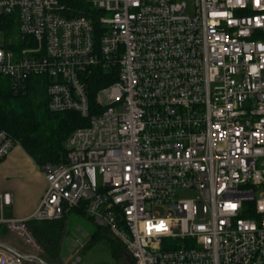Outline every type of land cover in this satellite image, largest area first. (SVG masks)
Returning <instances> with one entry per match:
<instances>
[{
	"label": "built area",
	"instance_id": "2783aa9c",
	"mask_svg": "<svg viewBox=\"0 0 264 264\" xmlns=\"http://www.w3.org/2000/svg\"><path fill=\"white\" fill-rule=\"evenodd\" d=\"M90 1L69 17L60 0H0L19 20L0 74L17 91L41 77L51 111L88 119L41 168L32 215L5 217L0 194V224L32 247L0 264H43L28 222L76 210L134 264H264V0ZM18 145L0 130V161Z\"/></svg>",
	"mask_w": 264,
	"mask_h": 264
},
{
	"label": "trees",
	"instance_id": "16d2710c",
	"mask_svg": "<svg viewBox=\"0 0 264 264\" xmlns=\"http://www.w3.org/2000/svg\"><path fill=\"white\" fill-rule=\"evenodd\" d=\"M60 1L66 5L65 15L69 17L96 12L90 0ZM18 23L17 14H1L0 41L2 38L8 40L12 36L16 37L19 34ZM116 79L107 77L97 81L92 85L91 99L93 100L96 90ZM45 86L41 77H32L17 91L11 79L0 74V130H5L18 141L19 146L25 149L40 168L48 163L65 162L66 139L73 130L88 124V119L79 113L51 111ZM94 109L93 107L92 113ZM76 212L89 218L84 210H76ZM68 226V214L58 219L28 222L29 229L44 251L41 258L47 264H62L60 249L64 238L67 237ZM8 236L9 230L0 224V242L10 245ZM100 239L106 240L117 264H134L121 241L106 228L98 225L91 234L89 245Z\"/></svg>",
	"mask_w": 264,
	"mask_h": 264
},
{
	"label": "crops",
	"instance_id": "0c3cea01",
	"mask_svg": "<svg viewBox=\"0 0 264 264\" xmlns=\"http://www.w3.org/2000/svg\"><path fill=\"white\" fill-rule=\"evenodd\" d=\"M46 187L47 180L42 169L21 145L14 147L11 153L0 161V194L7 191L12 195V204L3 212L5 217L22 219L32 215L45 194ZM73 214L78 215L76 211L70 212L68 219ZM8 238V243L16 248L12 237Z\"/></svg>",
	"mask_w": 264,
	"mask_h": 264
},
{
	"label": "rangeland",
	"instance_id": "374dc122",
	"mask_svg": "<svg viewBox=\"0 0 264 264\" xmlns=\"http://www.w3.org/2000/svg\"><path fill=\"white\" fill-rule=\"evenodd\" d=\"M68 221L69 232L60 249L62 264H73L78 257L80 261L77 264H117L106 240L100 239L89 245L91 234L98 228V224L82 214H73ZM9 236L19 251L32 252V247L15 233L9 231ZM77 239L80 240L78 244L75 243Z\"/></svg>",
	"mask_w": 264,
	"mask_h": 264
},
{
	"label": "water",
	"instance_id": "95a60500",
	"mask_svg": "<svg viewBox=\"0 0 264 264\" xmlns=\"http://www.w3.org/2000/svg\"><path fill=\"white\" fill-rule=\"evenodd\" d=\"M0 248L4 249L5 251H9L12 252L13 254H15L16 256H18L21 259H25L28 260L29 259V255L26 252H20L18 251L16 248H14L11 245H6L0 242ZM41 262L43 264H47L44 260L41 259Z\"/></svg>",
	"mask_w": 264,
	"mask_h": 264
},
{
	"label": "snow or ice",
	"instance_id": "6c2138e0",
	"mask_svg": "<svg viewBox=\"0 0 264 264\" xmlns=\"http://www.w3.org/2000/svg\"><path fill=\"white\" fill-rule=\"evenodd\" d=\"M257 2H258V0H257ZM228 207L231 208V209H235L236 205L235 204H230ZM149 230H151V226H150ZM157 230L158 231L166 230L165 226L163 225V222H161V224H160V226H159V228Z\"/></svg>",
	"mask_w": 264,
	"mask_h": 264
},
{
	"label": "clouds",
	"instance_id": "9594fccd",
	"mask_svg": "<svg viewBox=\"0 0 264 264\" xmlns=\"http://www.w3.org/2000/svg\"><path fill=\"white\" fill-rule=\"evenodd\" d=\"M233 0H229V3L232 4ZM236 4H238L240 7H245V0H235ZM257 26L259 27L260 25L257 24Z\"/></svg>",
	"mask_w": 264,
	"mask_h": 264
}]
</instances>
